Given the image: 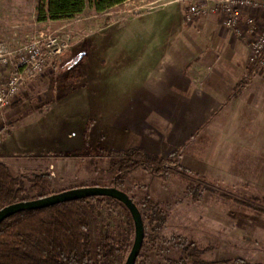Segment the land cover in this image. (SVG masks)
I'll list each match as a JSON object with an SVG mask.
<instances>
[{"label": "rangeland", "instance_id": "obj_1", "mask_svg": "<svg viewBox=\"0 0 264 264\" xmlns=\"http://www.w3.org/2000/svg\"><path fill=\"white\" fill-rule=\"evenodd\" d=\"M38 4L39 0H0V39L13 46L17 40L24 42L41 33L62 32L69 34L70 43L58 57L50 60L43 74L28 77L10 106L0 113V142L9 138L12 147L24 149L28 146L25 140L21 145L14 141L17 136L26 139L32 132V126L49 119L55 121L58 113L62 114L65 108L67 111L79 100L87 108L80 113L73 107L66 114V151H48L34 161L24 159L26 164L33 162L35 168L19 167L18 163H23V159L9 155L0 145V160L8 164L12 174L26 189H29L35 173L48 169L52 173L54 192L83 185L109 184L108 157L94 151L97 146H105L110 141L105 131V119L101 122L104 126L97 127L95 135L92 136L89 130L87 144L82 143V130L90 124L92 100L96 97L92 95L94 80H98V97L106 103L113 90L124 88L120 86L124 80L138 78L140 71L149 77L154 68L152 70L145 62L149 63L153 57L164 54L170 44L203 53L201 56L208 57V65H213L215 55L234 62L236 50L233 46L237 38L247 36L249 39L251 36L250 33L239 36L222 23L213 29L201 22H186L183 0H127L103 11H95L88 5L75 16L55 20H39ZM128 21L133 28L125 27L124 23ZM218 31H222L228 45L223 46L219 39L211 37ZM117 49L126 50L119 67L113 65L119 68H114L118 72L112 66L108 70L103 54ZM242 53L238 51V55ZM168 55L172 53L168 52ZM248 64L251 65L249 61ZM146 65L147 68L140 69ZM72 66L76 68L70 71ZM255 72L264 77L263 69L256 67ZM157 74L162 73L159 71ZM163 130L170 132L168 128ZM96 137L100 141L95 142ZM184 137L188 139L179 144H163L156 151L166 153V149L183 146L182 164L203 175V182L213 189H205L201 198L193 199L186 194L185 187L189 181L198 184L200 177L192 176L186 180L178 173H170L165 178L142 170L129 173L124 191L139 205L157 203L167 213L161 237L157 239L152 240L148 222L144 221L146 231L139 254L154 261V264H163L169 251V243L163 245V241L180 234L198 244L202 249L201 257L205 260L240 256L249 261L264 262V212L228 196L231 193L264 207V183L251 176L220 174L219 167H210L208 157L204 156V148L209 144L208 136L200 132L192 138ZM69 143L74 146L70 148ZM242 163L245 161L242 160ZM208 170L211 174H206ZM97 203V207L85 213L93 254L101 249V238L105 232L110 233L123 251L130 252L135 227L128 208L109 196H102ZM170 253L174 257L180 255L178 250H171Z\"/></svg>", "mask_w": 264, "mask_h": 264}, {"label": "crops", "instance_id": "obj_2", "mask_svg": "<svg viewBox=\"0 0 264 264\" xmlns=\"http://www.w3.org/2000/svg\"><path fill=\"white\" fill-rule=\"evenodd\" d=\"M200 22L213 29L222 25L215 15L200 18L191 24ZM124 24L125 27H132L129 21ZM125 27L123 32L126 31ZM211 37L219 39L223 46L228 45L222 31ZM249 40L247 36L237 38L233 46L236 50L234 62H227L223 56L213 53V65H208V57L201 56L203 53L170 44L164 54L153 57L149 63L145 62L149 68H154L155 74L152 72L146 77L140 71L138 78L124 80L120 85L124 88L113 90L106 103L98 97V80H94L93 83L96 81L97 84L92 88V95L96 97L90 110V133L95 135L97 127L104 126L101 122L105 119V131L110 140L107 144L102 143L106 147L125 149L142 146L150 152L161 153L156 150L163 144H179L188 139L184 136L192 138L202 132L209 140L204 148V156L206 159L208 157L210 167H219L218 172L226 176H251L257 182L264 183V77L255 72L249 85L232 95L235 83L249 65ZM239 50L243 51L240 55ZM120 51L108 50L103 53L108 70L111 66L113 69L119 67L124 60L126 50ZM168 52L172 55H168ZM147 65L140 69L147 68ZM159 71L161 75L157 74ZM81 101L73 107L74 111L84 113L87 106L84 108ZM73 107L67 111L65 108L60 115L58 113L55 121L49 119L32 126V132L26 139L16 137L15 144L21 145L25 140L29 147H12L9 138H4L0 145L9 155L23 159L22 162L24 159L34 161L42 158V154L48 151H66V114ZM164 128L170 129V132L164 131ZM94 140L100 141L98 137ZM69 146L71 148L74 144L69 143ZM173 149H166V153ZM24 162H19L18 166L36 167L33 162ZM47 171L50 172L49 169ZM210 172L208 170L206 174Z\"/></svg>", "mask_w": 264, "mask_h": 264}, {"label": "trees", "instance_id": "obj_3", "mask_svg": "<svg viewBox=\"0 0 264 264\" xmlns=\"http://www.w3.org/2000/svg\"><path fill=\"white\" fill-rule=\"evenodd\" d=\"M124 1L127 0H39L37 17L39 20L72 17L83 12L88 5L95 11H103ZM75 68L72 66L69 69L73 71ZM254 73L255 66L248 65L244 74L235 83L232 95L246 88ZM88 134L89 126H85L84 144L88 142ZM94 151L108 157L107 172L110 177L108 185L123 190L126 186V176L137 170L164 178L170 173L181 174L186 180L192 176L200 177L198 184L189 181L185 187L186 194L193 199L201 198L205 189L212 188L203 182L205 178L203 175L182 164L183 146L166 154L150 152L142 146L116 149L99 145ZM29 191H33L34 194L31 195ZM52 193H54L53 182L49 171L35 173L29 189H26L19 178L12 174L8 165L0 160V208L17 200L37 198ZM228 196L264 212V207L258 204L238 198L231 193ZM101 197L87 196L46 207L23 209L7 216L0 222V264H124L129 252L123 251L109 232L103 234L101 249L93 254L85 213L97 207L99 205L97 201ZM136 204L143 222L145 220L148 222L152 240L161 237L160 232L167 220V213L157 203H143V206ZM163 242V245L169 243L167 246L169 251L164 256L163 264H264L240 256L205 260L201 257L202 249L198 244L180 234H174ZM171 250H178L180 255L174 257L170 253ZM134 264H154V261L138 253Z\"/></svg>", "mask_w": 264, "mask_h": 264}, {"label": "built area", "instance_id": "obj_4", "mask_svg": "<svg viewBox=\"0 0 264 264\" xmlns=\"http://www.w3.org/2000/svg\"><path fill=\"white\" fill-rule=\"evenodd\" d=\"M183 18L193 23L215 15L237 35L250 33L248 61L264 70V0H183ZM67 33H41L12 46L0 39V113L10 106L28 77L45 72L69 45Z\"/></svg>", "mask_w": 264, "mask_h": 264}, {"label": "water", "instance_id": "obj_5", "mask_svg": "<svg viewBox=\"0 0 264 264\" xmlns=\"http://www.w3.org/2000/svg\"><path fill=\"white\" fill-rule=\"evenodd\" d=\"M92 195L113 197L121 201L130 211L134 222L135 236L132 248L124 264H134L144 236V222L141 212L133 198L123 189L112 185H83L67 188L42 197L17 200L0 208V222L7 216L23 209L46 207L52 204Z\"/></svg>", "mask_w": 264, "mask_h": 264}]
</instances>
